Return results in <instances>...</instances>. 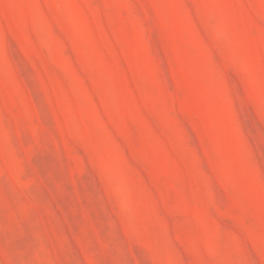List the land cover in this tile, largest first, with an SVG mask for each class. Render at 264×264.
Segmentation results:
<instances>
[{
    "label": "rangeland",
    "instance_id": "374dc122",
    "mask_svg": "<svg viewBox=\"0 0 264 264\" xmlns=\"http://www.w3.org/2000/svg\"><path fill=\"white\" fill-rule=\"evenodd\" d=\"M0 264H264V0H0Z\"/></svg>",
    "mask_w": 264,
    "mask_h": 264
}]
</instances>
